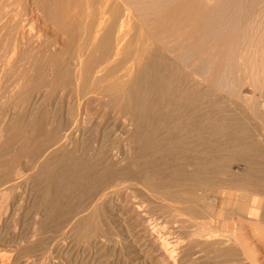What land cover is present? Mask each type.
<instances>
[{
    "label": "bare ground",
    "instance_id": "bare-ground-1",
    "mask_svg": "<svg viewBox=\"0 0 264 264\" xmlns=\"http://www.w3.org/2000/svg\"><path fill=\"white\" fill-rule=\"evenodd\" d=\"M224 1L0 0V58L60 103L48 116L39 96L36 122L12 128L20 144L1 170L35 161L42 214L30 235L0 233V264H44L41 233L85 238L107 200L142 233L165 219L229 252L261 242L264 52L250 22L264 0Z\"/></svg>",
    "mask_w": 264,
    "mask_h": 264
},
{
    "label": "rangeland",
    "instance_id": "rangeland-1",
    "mask_svg": "<svg viewBox=\"0 0 264 264\" xmlns=\"http://www.w3.org/2000/svg\"><path fill=\"white\" fill-rule=\"evenodd\" d=\"M224 2H227V0ZM256 16L257 19L255 18ZM254 19H256L257 21H255ZM251 21L252 22L250 23H252L253 25L250 24V26H254L253 30H255L254 32L257 37V46L259 48H262L259 50L264 52V42H263L264 14L263 16L255 15ZM253 21L257 24L258 27H255L254 25L255 23H253ZM15 62L16 60H14V63L12 60L8 63L4 59L0 60L1 63L0 64V155H1L0 165L1 166H3L1 163H6V161L8 162V160H10V157L13 155L15 149L20 144L18 138L15 137L11 138L12 136L11 134L13 133L12 128L17 129L16 131L18 132L19 130L25 128L28 123L36 122L35 120L37 119V117H39L37 115H39V113L41 112L40 109L43 110L42 109L43 103H41V100L36 102V99H38L39 96H42L43 94L45 95L44 105H47L45 106V108L48 113V116L49 115L53 116L60 110V103L58 99H55L54 94H52L51 92L47 93L46 88L43 87L42 81L38 79L39 77L34 75L35 73L31 72L27 66H23L22 68V64L19 63V61H17L19 64H16ZM2 64L5 65L6 67L2 66ZM26 72L28 75H26ZM38 83L40 84L38 85ZM39 86L41 87V89ZM26 92L27 94H25ZM21 159L15 165L16 168H13L14 170L11 172V174H9L10 178H7L8 177L7 174L4 175V171L1 170V166H0V193L2 194V196L0 194V211H1L0 233L5 234V236H7L10 239L13 238V240L15 239V237L17 236L20 237L23 234H24L23 236L30 235L32 233V227H33L32 225L36 222V219L39 220L41 218V214H42L40 213L41 212L40 201L38 200L39 185L35 179H34L35 181L32 179V176L34 178L32 172L34 173L35 171L34 169H32V167L35 161L34 163L33 162L30 163L29 160H27L24 157L22 160ZM25 165L26 166L28 165L29 168L26 167ZM18 170L19 171L22 170V171L18 172ZM20 174L22 178L20 177L18 178L19 179L18 180L17 177H19ZM12 175L13 176L16 175L17 177L15 178V176L13 177ZM25 175L26 177H28L27 180ZM10 179L12 181H10ZM22 179H24L25 182ZM28 179L32 180L33 182ZM5 181L8 182L10 181L11 183L13 181L14 182L20 181L19 182L20 187L17 184L16 187L18 186V188L15 189L7 188L6 190V187H11L12 184L10 182L9 183L7 182L10 186L7 183L4 184ZM3 188H4L3 192H5L4 194L2 193ZM6 191L8 193H6ZM3 195H5L6 197L5 196L3 197ZM102 205H104L105 207ZM120 205L121 204L117 205V203L114 200H110V201L107 200L106 202L102 203L100 205L101 208L99 207L100 208L99 212L94 219L95 220L94 224L96 229H92L94 225L90 224V222L89 225L87 226L88 227L87 231L91 230V232H87L88 237L86 236L85 238L79 239L78 236L72 235V231L74 233V230L72 229H71L72 231L70 230V228L72 227L67 228L68 229L67 231L65 230L64 224L62 225L64 228L62 226L58 228L59 230L61 229L60 231L62 232L60 231H56V232L47 231L48 233L46 231H44L45 233L42 232L40 237H41V241L43 240L42 243H44V247L41 253L44 254L42 255V257L45 260V261L43 260L44 262L43 261L42 262L44 264L45 263L46 264H264V234H263V238L261 239V242H257L256 240L255 241L251 240V243H249L250 240L246 238L242 239V237H239L238 240L240 241L243 240V242H245V245L247 246L249 244L251 245H249L248 248H246L247 250L246 249L242 251L233 250L235 253H237L235 255V253H233L232 250H230V252L228 251L229 248L220 245L219 246L213 245L212 244L213 242L205 243L204 239L208 237V236L206 237V234L207 235L209 234V232H207V229L205 232L201 234V236L196 237V235H193L192 230H189L185 227L183 228L177 226L173 223H169V221L165 219H160L155 224H152L150 226V227L153 226V228H151L152 231L151 230L148 231L150 233L143 231L144 235L142 236L143 233L141 231L142 230L141 228L144 227L145 225L144 223L146 222L141 223L142 225L140 226L139 223L141 221H135V220L133 221L132 219H129L128 217H126V215L122 214L123 211ZM114 206L116 208H114ZM33 215H37V217L34 218ZM31 216L33 217V220L35 219L34 220L35 222L33 220H30L32 219ZM38 216L40 218H38ZM60 223H62V220H60ZM139 226L140 228H138ZM156 226H158L159 228ZM29 227H31V230L29 229L30 231L28 232L27 228ZM158 229H160L161 231L163 229L161 235H160L161 231ZM170 230L173 233H175V231L177 233H175V235L173 234L172 236V232ZM93 231L94 233H92ZM148 234L151 236H149ZM203 235L205 236L203 237ZM145 236H148V238ZM153 236L156 238L157 236L160 237L157 238L158 242L155 240L156 238H154ZM150 239H152L153 241ZM162 239H164V242L162 241ZM173 239L176 240L174 241ZM193 239L194 241L191 242ZM99 240H101L99 242L100 244L96 243V241ZM178 241L180 242L178 243ZM152 242L155 246L152 244ZM194 242L196 243V245H194L195 244ZM160 244L162 245L163 248L165 247L164 248L165 250L161 247ZM170 246L171 247L175 246V249L170 254V258H169L170 260H166V256L163 254L162 250L170 252L171 251ZM215 248L217 249V251L215 250ZM224 249L226 250V252H229L230 254L233 253L234 254V255L232 254L233 257L229 256L226 259L222 258L221 255L223 253H226L225 251L222 252ZM56 257L58 259H56Z\"/></svg>",
    "mask_w": 264,
    "mask_h": 264
}]
</instances>
